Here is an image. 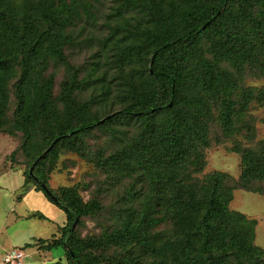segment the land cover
<instances>
[{"label":"trees","instance_id":"trees-1","mask_svg":"<svg viewBox=\"0 0 264 264\" xmlns=\"http://www.w3.org/2000/svg\"><path fill=\"white\" fill-rule=\"evenodd\" d=\"M181 1L188 7L177 16L174 3L166 14L165 0H149L147 7L156 27L149 36L151 65L142 80H134L124 91L119 109L101 116L91 111L97 100L82 102L77 98L85 82L64 50L69 42L64 28L76 15L78 1L41 0L36 4L23 0L18 21L12 1L0 0V130L7 122L12 86L17 102L9 133H22L19 148L29 167L23 173V192L41 190L66 212L65 225L59 227L58 234L40 238L35 244L48 252L63 246L67 264H100L101 257L94 251L109 243L132 247L136 255L128 258L127 264L146 255L153 258L148 264H175L166 259L177 258L181 251L185 255L181 264H264V249L254 244L255 220L229 209L232 191L225 187L228 175L212 172L203 179L193 175L204 166L201 147L211 142L215 104L220 101L222 106L217 123L225 136H231L239 130L237 124L243 122L250 105L264 103V87H240L235 71L224 68L220 59L202 58L196 67L192 64L203 35L212 31L219 36L212 42V51L221 60L231 61L234 69L242 66L243 76L246 62L256 58L250 32L262 40L264 51V0ZM234 3L242 7L239 14L229 11ZM255 7L260 8V14L254 15ZM39 18L47 26L38 24ZM234 24L242 33L232 28ZM50 59L70 69L58 99L53 96L54 75L44 77ZM58 100L65 104V111L58 108ZM132 121L142 126L139 137L130 149L107 159V165L147 173L149 191L142 211L136 214L140 219L129 213L123 226L113 232L106 231L99 238H78L76 227L82 218L100 211L102 205L83 202L73 187L54 191L41 177V164L52 167L60 149L81 151V136L97 127ZM19 148L11 152L12 161ZM241 152L242 184L264 179V141L258 148ZM33 216L46 218L40 212ZM166 220L174 224L175 239L164 240L151 232Z\"/></svg>","mask_w":264,"mask_h":264},{"label":"rangeland","instance_id":"rangeland-1","mask_svg":"<svg viewBox=\"0 0 264 264\" xmlns=\"http://www.w3.org/2000/svg\"><path fill=\"white\" fill-rule=\"evenodd\" d=\"M11 1L19 21L22 17L23 0ZM40 1L34 0V3ZM71 1L67 0L68 3ZM77 1L76 15L64 28V34L69 37L64 50L70 63L79 67V77L85 82L84 88L77 92V98L82 102L97 100L91 111L105 116L118 110L122 105L121 97L126 96L124 91L130 89L134 80H142L147 74V68L151 65L148 59L152 56V38L149 36L156 27L153 28L154 23L147 7L149 0ZM171 3L177 7L174 12L177 16L180 10L185 11L188 7V4L181 0H165L166 14L170 11ZM229 11L239 14L242 7L239 3H234ZM260 11L259 7L253 9L254 15L260 14ZM65 14L70 15L68 11ZM231 21L228 19V22ZM40 23H43L44 27L47 26L41 18L38 21V24ZM232 28L242 33L240 26L234 24ZM249 37L254 41L253 55L256 58L246 62L243 76L242 66L237 67L240 70L234 69L231 61L221 60L212 51V42L219 38L212 31L203 35L192 64L196 67L202 58L220 59L224 68L235 71L240 87L262 88V40L253 32H250ZM19 74L18 69L16 77ZM49 75H54L53 96L58 99L63 88L62 82L69 79L70 69L66 64L50 59L44 77ZM15 80L16 78L12 83ZM16 102L13 87L10 86L7 122L0 130V183L3 185L0 189V264H7L4 261L5 253L17 247L25 250L23 264L53 263L62 257L63 263L67 264L63 246L47 252L40 248L41 244L33 245V242H39L40 238L48 239L58 234V226L66 219V212L50 201L41 190L30 189L23 192V173L29 167L23 151L19 148L22 133L17 130H14L13 134L9 133L13 130ZM57 106L61 111H65V104L61 100L57 101ZM221 108V102L218 101L212 110L215 119L209 133L210 145L201 147L204 166L193 175L200 179L212 172L228 175L225 187L232 191L229 209L255 220L254 244L264 249V179H255L248 185L241 182V150L258 148L264 141V103L253 102L243 122L237 124L239 130L231 136H225L217 123ZM141 130L142 126L137 121L97 127L88 135L81 136L78 141L81 151L60 149L52 167L49 164H41V177L47 179L54 191L57 192L62 187H73L83 202L97 201L102 205L100 211L82 218V223L76 227L78 238H99L106 231L113 232L123 226L129 213L134 215L135 220L140 219L136 214L142 211L143 201L149 191L147 173L142 169L120 170L118 167H110L107 165V159L117 152L130 149ZM17 148L20 150L16 160L12 161L10 154ZM31 168L34 170V165ZM29 183L32 188L35 187L32 181ZM37 212L44 214L46 218L33 216ZM151 232L161 235L164 240L175 239L174 224L170 220L158 223ZM94 252L101 257L100 264H127L128 258L136 255L132 247L129 248L125 244L109 243ZM178 255L177 258L167 257V262L181 264L185 255L182 251ZM52 256L55 258L52 259ZM152 259L149 255L142 258L137 256L134 263L148 264Z\"/></svg>","mask_w":264,"mask_h":264},{"label":"built area","instance_id":"built-area-1","mask_svg":"<svg viewBox=\"0 0 264 264\" xmlns=\"http://www.w3.org/2000/svg\"><path fill=\"white\" fill-rule=\"evenodd\" d=\"M26 257L25 250L22 247H17L4 255V261L7 264H23Z\"/></svg>","mask_w":264,"mask_h":264},{"label":"crops","instance_id":"crops-1","mask_svg":"<svg viewBox=\"0 0 264 264\" xmlns=\"http://www.w3.org/2000/svg\"><path fill=\"white\" fill-rule=\"evenodd\" d=\"M2 187H3V185L0 183V189H2ZM65 222H66V219L62 222V224H60V225L58 226V230H59V227H60V226L65 225ZM34 237H35V236H34ZM32 242H33V241H32ZM35 242H36V241H34L33 243L35 244ZM24 243H27V242H24ZM22 245H23V244H22ZM22 245H19V246H22ZM47 252H48V251H47ZM5 254H6V253H5ZM54 258H55V257L52 256V259H54ZM62 258H63V257H62ZM62 258H60L59 260L62 261ZM59 260H56V262L59 261ZM62 262H63V261H62ZM53 263H54V262H53ZM47 264H48V263H47Z\"/></svg>","mask_w":264,"mask_h":264},{"label":"water","instance_id":"water-1","mask_svg":"<svg viewBox=\"0 0 264 264\" xmlns=\"http://www.w3.org/2000/svg\"><path fill=\"white\" fill-rule=\"evenodd\" d=\"M32 170H33V169L31 168V169H30V173H31V174L33 173ZM78 220H79V218H77L76 221L73 223V228L76 227V225H77V223H78Z\"/></svg>","mask_w":264,"mask_h":264}]
</instances>
